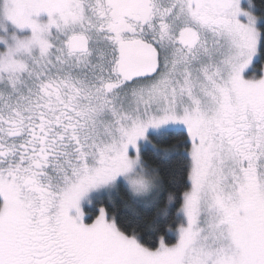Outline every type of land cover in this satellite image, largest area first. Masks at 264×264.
<instances>
[{
	"label": "snow or ice",
	"instance_id": "6c2138e0",
	"mask_svg": "<svg viewBox=\"0 0 264 264\" xmlns=\"http://www.w3.org/2000/svg\"><path fill=\"white\" fill-rule=\"evenodd\" d=\"M0 264H264V0H0Z\"/></svg>",
	"mask_w": 264,
	"mask_h": 264
},
{
	"label": "trees",
	"instance_id": "16d2710c",
	"mask_svg": "<svg viewBox=\"0 0 264 264\" xmlns=\"http://www.w3.org/2000/svg\"><path fill=\"white\" fill-rule=\"evenodd\" d=\"M254 3H256V4H257V6L259 7V6H260V4H261V0H254Z\"/></svg>",
	"mask_w": 264,
	"mask_h": 264
}]
</instances>
